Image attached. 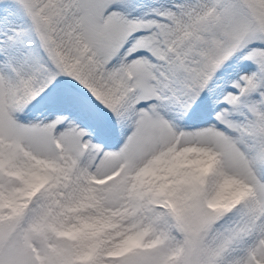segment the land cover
I'll return each instance as SVG.
<instances>
[{
  "label": "snow or ice",
  "instance_id": "obj_1",
  "mask_svg": "<svg viewBox=\"0 0 264 264\" xmlns=\"http://www.w3.org/2000/svg\"><path fill=\"white\" fill-rule=\"evenodd\" d=\"M0 264H264V0H0Z\"/></svg>",
  "mask_w": 264,
  "mask_h": 264
}]
</instances>
